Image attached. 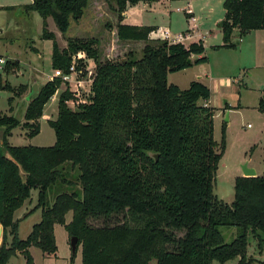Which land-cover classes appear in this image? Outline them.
<instances>
[{"label": "trees", "instance_id": "1", "mask_svg": "<svg viewBox=\"0 0 264 264\" xmlns=\"http://www.w3.org/2000/svg\"><path fill=\"white\" fill-rule=\"evenodd\" d=\"M142 0H114L115 34L121 41H144L139 58L129 51L124 59H100L96 38L68 39L60 47L46 28L52 17L61 34L70 19L83 15L89 0H32L27 11L43 19L42 37L52 41L51 68L68 71L72 54L83 50L95 62L92 95L72 109L68 90L57 97V114L48 119L55 134L49 146L12 145L11 130L18 125L26 135L39 132L45 104L60 87L55 77L39 86L24 111V122L0 115V264L19 252L24 264H35L29 249L55 255L54 226L77 238L81 264H212L236 260L253 264L247 255L248 236L264 241V175L234 178V198L224 203L213 195V180L226 147L213 135L215 108L204 102L210 89L199 80L180 88L168 74L204 63L202 40L185 46L150 39L153 26L123 23L128 5ZM217 22L223 43L236 47L251 30L264 29V0H224ZM6 60L0 88L13 91L1 75L17 66ZM25 85H20L21 92ZM257 109L264 114V88ZM157 154V158L154 154ZM78 170L67 178L63 164ZM55 185H77L78 191L48 192ZM37 191L40 220L26 239L17 236L14 213ZM72 214L66 222V215ZM113 220L94 227L89 220ZM221 227H234L237 236L226 243ZM182 234V236H178ZM76 253V251H75ZM75 254H72L74 258Z\"/></svg>", "mask_w": 264, "mask_h": 264}, {"label": "rangeland", "instance_id": "2", "mask_svg": "<svg viewBox=\"0 0 264 264\" xmlns=\"http://www.w3.org/2000/svg\"><path fill=\"white\" fill-rule=\"evenodd\" d=\"M27 2V0H0V56L4 57L5 60L18 61L17 66L8 69L7 72L1 75L2 82H8L13 87V91L0 88V115L12 114L20 119L21 123L25 121L24 111L28 101L26 96L30 92L33 82L36 80L39 89L40 85L49 80L48 76L53 71L50 65L52 41L42 37V17L35 11L24 9V4ZM161 3V11L150 14L145 13L144 15L149 18V21L159 22L168 27L172 33L180 32L187 23L184 12L178 9V7L182 6V3L174 2L169 4L165 1ZM114 6V0H89L82 16L77 20L70 19L69 29L64 35L60 33L50 16L46 18V28L48 31L54 30L57 33L58 38H56V35L55 38L60 47H63L62 45L66 47L69 38H96L98 41L97 47L101 55L100 59L102 60L124 59L129 51H133L134 56L139 58L143 44L140 41H121L115 34L117 15L114 11ZM209 7L214 12L212 15L210 14V17H214L223 9L221 0H207V9ZM239 40V36L235 34L233 41L236 47L233 49H237V51L233 49L218 51L214 50L213 47L207 48V54L210 58L209 65L214 70H223L220 72L224 76L233 79L230 92L224 95L225 98L222 100H227L228 103L233 104L230 117L229 111L226 110L223 117L219 116L213 124V135L217 141L221 139L222 125L225 124L226 139V147L213 180V195L227 204L233 202L234 178L236 174H239L236 172L238 169L241 170L242 164L247 163L251 153L252 157L249 162H259L261 170L264 172V155H261L258 147L254 146L258 142V136L263 135V133L261 135L258 133L262 126V122L259 119L260 116L251 107L243 108L240 111L236 108L241 102L251 106L257 99L256 96L260 93L262 86H264V68H261L263 62L255 65L253 53L251 55L246 51L238 52L241 43ZM260 53H264V41L260 47ZM262 58L263 56L259 62L262 61ZM224 60L229 62L228 67L224 64ZM3 66L0 64V74L3 72ZM225 67L226 69H224ZM189 71L169 73L168 82L173 84L177 82L176 84L186 87L188 84L186 83L187 78L191 76V74H187ZM20 85H25L26 87L23 92L19 89ZM65 87L61 83L59 90L45 104L43 112L48 116H42L39 120L40 129L37 134L33 136L26 135L27 129L20 124L11 130L8 142L12 145H52L55 141V134L47 119L56 117L57 97ZM226 124H229V135L227 136ZM1 131L2 128H0ZM63 170L67 172V178L69 179H74L78 174V170L72 168L69 162L63 164ZM259 175L264 174L259 173ZM78 188L77 185H55L48 192L49 201L52 202L58 192L78 191ZM36 199L37 191L32 190L30 199L25 201L23 206L15 213V221L18 222L17 236L19 239H26L32 226L39 222V219L37 220L39 211L31 212L36 205ZM23 213L26 214L23 216ZM71 217L72 214L69 212L67 221H70ZM112 223L113 220H89V224L94 227H101L106 224L111 225ZM220 231L226 243H230L235 239L238 233L234 227H221ZM54 235L57 247L55 255H44L40 249L31 247L29 251L34 263L81 264L80 248L74 258H72L68 235L63 226L56 225L54 227ZM178 236H182V234H178ZM248 241L247 255L255 260L253 264H259L258 262L264 264V241L253 237L251 234L248 236ZM152 263L154 264V262ZM7 264H24V259L19 252H16L15 255L9 258ZM212 264L222 263L213 262ZM223 264H236V260H230Z\"/></svg>", "mask_w": 264, "mask_h": 264}, {"label": "crops", "instance_id": "3", "mask_svg": "<svg viewBox=\"0 0 264 264\" xmlns=\"http://www.w3.org/2000/svg\"><path fill=\"white\" fill-rule=\"evenodd\" d=\"M27 1H28L27 3H30L32 0H27ZM162 1L168 2L169 4L174 3V2L182 3V6L178 7V9L184 12L187 23H186V26L182 28L180 32L178 33L188 35V37L184 39L181 43L187 46L188 44L192 42H197L198 40H202L204 48H205L204 55L207 56L206 62L195 64V65L193 64L190 67L179 70L181 72H186L190 70L189 73L187 74L189 75L191 74V76L187 78L188 80L186 83L188 84L186 87H188L189 83L193 80H199L209 87L210 92H211L210 98L207 100V102H204V103L208 106L215 108L213 124L216 121V119L219 118V116L223 117L226 110L229 111V117H230L231 107H233V104L228 103L227 100H224V101L222 100L225 98L224 95L230 92L232 84H233L232 83L233 79H231L230 77L224 76V74L220 72V71H223L221 69L214 70L212 66L209 65L210 58L207 54L208 47L212 48L215 45H221L223 43L222 32L220 28L217 26V22L223 17L225 9L223 8L214 17L212 16L210 17V14L212 15L214 12L211 7L207 9V0H142V1L137 2L136 4L128 5L126 7L123 13V23L132 24V25L153 26L152 31L149 33V38L150 39H161V37L155 36V31L158 30V35H159L162 30H169L168 27L164 26L163 24L159 22L149 21L148 20L149 18L145 16L144 14L145 13H148V14L156 13L157 11H161L160 7L162 5L161 3ZM223 1L224 0H221L222 4H223ZM192 17H194L195 19H193ZM52 31L55 33L56 38H58L57 33L54 30ZM172 34H176V33H172ZM239 41L241 43L239 45L238 52L246 51V52H249L251 55L253 53V59L255 61L254 62L255 65H259V63L263 62V65L261 66V68L262 67L264 68V53H260V47L262 46V43L264 41V29L251 30L250 32L242 36V38H240ZM140 42L143 44L142 45L143 47L145 42L144 41H140ZM62 46L65 47V45H62ZM232 49L233 47L214 48V50H218V51L219 50H232ZM233 50L237 51V49H233ZM262 56H263L262 61L259 62ZM223 62L228 67L229 62L227 60H224ZM203 65L204 67H202ZM224 69H226V67ZM33 83L38 84L36 80ZM176 85H178L180 88H186L184 86H180V84H176ZM263 88L264 86H262V88L260 89V93L256 96L257 99L251 106H248L247 104H244V102H241L237 105L238 107H236L238 111L242 110L243 108L251 107L252 110H256V112H258L259 114L258 116H260L259 119L262 122V126L258 133L260 135L263 133V135L258 136V142H256L254 146L258 147V150L261 155H264V114L261 113L257 109V104H258L259 98L261 96V91ZM43 116H48V115L44 114ZM228 125L229 124H226V131H227L226 136L229 135ZM251 157H252V153L250 154L249 160L247 161V166L254 168L256 175H259V173L264 174L263 170H261V165L259 162L258 163H255L254 161L249 162L251 160ZM236 173H239V174H236V176L243 175L242 171L239 169ZM15 213H14V220H15ZM25 214L26 213H23V216ZM67 215L65 219H66V222H69L67 221ZM38 219L40 220V211H39V215H37V220ZM79 248H80V256H81V247H78L77 250H79ZM258 263L261 264V262H258Z\"/></svg>", "mask_w": 264, "mask_h": 264}, {"label": "built area", "instance_id": "4", "mask_svg": "<svg viewBox=\"0 0 264 264\" xmlns=\"http://www.w3.org/2000/svg\"><path fill=\"white\" fill-rule=\"evenodd\" d=\"M192 18L195 19L194 17ZM155 36L169 42L180 43L188 37V35L182 33L172 34L169 30H162L159 35L157 30L155 31ZM5 62L4 57H0V64L4 65ZM92 63L94 64L93 66ZM94 75L95 62L93 58L89 57L85 51L80 50L72 54L67 72H63L60 68H55L48 76V79L52 80L55 77H59L62 80L61 83L66 86L65 89H68L73 94V98L68 100L67 104L74 109L78 103L87 102L92 95L91 87Z\"/></svg>", "mask_w": 264, "mask_h": 264}, {"label": "water", "instance_id": "5", "mask_svg": "<svg viewBox=\"0 0 264 264\" xmlns=\"http://www.w3.org/2000/svg\"><path fill=\"white\" fill-rule=\"evenodd\" d=\"M37 92H38V87H37V84L34 83V84H32L31 90L28 93V95L26 96V99L27 100L30 99V97L33 96ZM154 156L157 158L158 155L155 153ZM241 170H242L243 176H255L256 175L255 169L252 167H248L247 163H244L241 165ZM1 237H2V228L0 227V241H1ZM69 246L71 248L72 254H75L76 247H77V238L76 237L70 238Z\"/></svg>", "mask_w": 264, "mask_h": 264}]
</instances>
